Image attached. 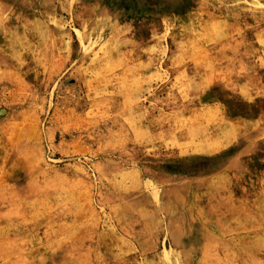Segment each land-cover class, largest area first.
<instances>
[{"label":"rangeland","instance_id":"374dc122","mask_svg":"<svg viewBox=\"0 0 264 264\" xmlns=\"http://www.w3.org/2000/svg\"><path fill=\"white\" fill-rule=\"evenodd\" d=\"M0 264H264V0H0Z\"/></svg>","mask_w":264,"mask_h":264}]
</instances>
